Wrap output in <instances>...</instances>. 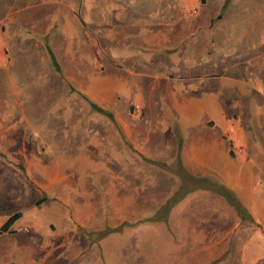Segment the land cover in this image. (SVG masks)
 Masks as SVG:
<instances>
[{
	"label": "crops",
	"instance_id": "crops-1",
	"mask_svg": "<svg viewBox=\"0 0 264 264\" xmlns=\"http://www.w3.org/2000/svg\"><path fill=\"white\" fill-rule=\"evenodd\" d=\"M239 1L0 0V151L31 184L0 264H264V0ZM47 200L58 232L23 215Z\"/></svg>",
	"mask_w": 264,
	"mask_h": 264
},
{
	"label": "rangeland",
	"instance_id": "rangeland-1",
	"mask_svg": "<svg viewBox=\"0 0 264 264\" xmlns=\"http://www.w3.org/2000/svg\"><path fill=\"white\" fill-rule=\"evenodd\" d=\"M246 0L244 2L239 1V3L242 4V8L247 7V8H252L250 5H248L250 2ZM207 9V8H206ZM241 8L239 7V10ZM209 11V10H208ZM261 26H264V24H261ZM238 74L239 72H228V76L233 77L234 75ZM238 80V79H237ZM234 80L233 78H228L227 80V84L228 87L227 89L229 91L232 92L233 95H231L230 98H235L239 95V81ZM225 81V80H223ZM203 89V88H202ZM0 93H1V89H0ZM201 94L202 95H206V98H210L208 96V93L205 92V90H201ZM209 95L214 98L215 96H218L219 93L217 91H214V93L209 92ZM205 98V99H206ZM231 105V104H229ZM208 106V107H207ZM207 106L205 105L206 108L211 109L212 111H214L215 109V103H211V104H207ZM233 108L239 109V103L237 104H232ZM214 108V109H212ZM229 110V108H228ZM85 116H88V114H85ZM89 117V116H88ZM196 117V116H195ZM87 118V117H85ZM89 120V118L85 119V123ZM59 154L60 152H40L39 154L41 155V159H47L50 154ZM69 152H64V154H68ZM73 154L75 152H72ZM23 155L22 151L19 150H12V148L10 149H6L4 151H0V205H1V214L6 213L9 214V212H12L16 209H18L19 204L22 203L26 206V203L31 201V199H27V191H28V187H30L31 184H27V179H28V175L26 173V168H20V167H15L14 165V160H16L17 158L21 159ZM17 157V158H16ZM16 158V159H15ZM75 159V157H74ZM13 163V165H12ZM56 169V168H55ZM95 170H98L100 176H101V182H100V189H103L101 187V184L103 182L102 177H104L103 173L105 172V170H107V167H103L102 164H99V166H94ZM57 188H58V184ZM22 191H25V195L24 197H20L22 200V202L18 203L17 202V198L19 197L20 193ZM46 193H44L43 191L39 192V195H45ZM106 194V192L100 190V197H104ZM47 195V194H46ZM53 201L47 200L44 203H41L39 207L33 208L35 206H33L32 208H28L27 210H24L23 215L24 217H29L32 218L34 217L36 224L38 225L37 228L39 229V231L46 233L47 231L49 232H53L49 225L50 223H53L54 225H56V230L55 232H58L63 223H61L60 220V216H62L64 213V208L63 206L60 205H55L54 203H52ZM49 207L53 208L52 210L49 209ZM62 209V211L60 210ZM55 210V211H53ZM64 216V215H63ZM29 218H26V220H28ZM102 226H106V224H102ZM96 228V227H95ZM101 228V227H100ZM108 228H101V230L99 231H94V229H89L84 228L79 230V234L83 236V239L87 237L91 238V239H97L101 242V253L103 256H109L110 254H116V251H111V247H112V243L109 241L111 240V238L117 236L119 238H123L124 235H126L127 233H124L123 231H118L117 233H119L118 235H111L112 232L107 230ZM96 230V229H95ZM107 233H104V232ZM129 232V231H126ZM54 233V232H53ZM161 233H165V231H157V235L156 238L157 240H161L164 238L163 235H161ZM123 234V235H120ZM151 236V235H150ZM155 237V234H152V237ZM116 249V248H115ZM230 256V255H229ZM236 261V260H235ZM228 264H235V262H233L232 260L228 259ZM237 264V261H236Z\"/></svg>",
	"mask_w": 264,
	"mask_h": 264
},
{
	"label": "trees",
	"instance_id": "trees-1",
	"mask_svg": "<svg viewBox=\"0 0 264 264\" xmlns=\"http://www.w3.org/2000/svg\"><path fill=\"white\" fill-rule=\"evenodd\" d=\"M52 58H53V61H55L53 56ZM17 216L18 214H14L13 216H11V218L6 222V225L4 227L6 228Z\"/></svg>",
	"mask_w": 264,
	"mask_h": 264
},
{
	"label": "built area",
	"instance_id": "built-area-1",
	"mask_svg": "<svg viewBox=\"0 0 264 264\" xmlns=\"http://www.w3.org/2000/svg\"><path fill=\"white\" fill-rule=\"evenodd\" d=\"M193 12H195V10H193ZM2 63H4V58H3V56H2V54L0 52V64H2Z\"/></svg>",
	"mask_w": 264,
	"mask_h": 264
}]
</instances>
